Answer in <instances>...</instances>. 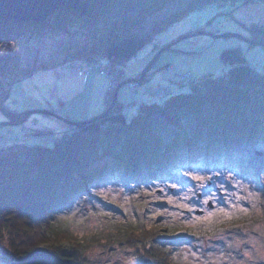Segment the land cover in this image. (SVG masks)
<instances>
[{
  "label": "rangeland",
  "instance_id": "1",
  "mask_svg": "<svg viewBox=\"0 0 264 264\" xmlns=\"http://www.w3.org/2000/svg\"><path fill=\"white\" fill-rule=\"evenodd\" d=\"M207 1L210 0H174L145 17L131 33L138 39H153L116 76L102 58L96 62L90 59V39L78 27H67L65 34L43 27L38 36L26 34L3 41L0 52L8 56L12 63L9 70L15 69V73L11 75L8 69L0 68L9 75L4 77L0 72V106L5 104L23 113L18 122L0 113V148L14 143L50 145L54 134L35 133L67 130L69 125L50 116L26 117L32 110H49L71 122H87L110 111L116 91L115 103L121 104L127 117L135 114L141 104H161L172 95L187 91L192 81L182 80V75L190 74L195 81L207 73H223L227 69L219 59L223 49L239 47L249 66L264 72V45H251L246 39V28L264 27V3L230 11L232 4L217 8L205 4ZM182 14L181 20L153 36L154 27ZM158 51L161 52L148 71L147 80L139 82L141 72ZM131 84L135 88H130ZM108 90H113L110 105L105 100ZM182 123L187 131L195 125L192 116L183 118ZM151 127L164 142L171 143L176 128L156 111ZM243 155L247 161L254 155L264 157V142L248 145ZM206 156L193 153V161L162 165V169L136 183L120 177L106 178L92 186L94 200L83 197L69 207L54 210L53 221L65 224L62 226L70 237L77 240L80 264H142L145 259L159 264L146 257L141 248L115 247L106 240L107 233L117 234L113 228L128 223L138 231H151L159 241L178 237L192 240V244L182 248L191 264H264V197L260 191L264 168L258 169L256 161H251L247 176L237 162H217ZM185 172L190 175L185 176ZM192 176L205 179L194 180ZM224 229L228 233L239 229L248 236L244 255H237L238 241L229 243L228 235L223 240L216 236ZM103 231L106 234L102 235ZM67 240L64 246L71 245ZM8 244V236H0V264H10L6 257ZM226 244H232L235 252L229 253Z\"/></svg>",
  "mask_w": 264,
  "mask_h": 264
},
{
  "label": "trees",
  "instance_id": "2",
  "mask_svg": "<svg viewBox=\"0 0 264 264\" xmlns=\"http://www.w3.org/2000/svg\"><path fill=\"white\" fill-rule=\"evenodd\" d=\"M172 1L68 0L41 25L12 21L4 24L0 27V44L26 34L38 36L43 27L64 34L67 27H78L85 30L90 39V59L96 62L97 58H102L109 72L116 76L123 72L124 64L153 39L136 38L131 33L133 27ZM255 3H264V0L205 2L217 8L232 4L230 11ZM183 15L154 27L153 36L181 20ZM246 32L251 45H264V27L246 28ZM219 59L227 67L223 73H207L195 81L191 77L192 84L187 91L172 95L161 104H141L131 117L123 114L117 101L96 122L67 126V130L57 133H35L54 134L50 145L14 143L1 147L0 236H8L6 257L9 263L80 264L77 240L70 237L65 224L62 226L53 221V212L60 207H69L83 197L94 200L92 186L106 178L140 182L156 169H162V165L193 161V153L195 156L207 154V158L211 156L217 162H237L247 176L252 168L251 161H256L258 169L264 168L263 156L254 155L247 161L243 155L248 151V145L254 147L264 142V72L254 71L239 47L221 50ZM11 64L8 56L0 52V68L12 69ZM9 73L13 75L15 69ZM1 75L9 76L7 72H1ZM147 76L148 73L143 82ZM112 98L113 90H108L105 100L109 105ZM154 111L176 128L171 143L164 142L151 131ZM0 113L10 121L18 122L23 112L4 104L0 106ZM186 116H192L195 122L189 131L182 123ZM159 156L163 158L158 159ZM260 189L264 197V186ZM131 225L113 228L117 234L109 236L107 233L106 240L115 247L141 248L146 257L159 264H191L190 259L184 257L182 248L192 244V240L178 237L159 241L151 231H138ZM241 232L234 229L228 233L224 229L216 236L223 240L228 235L229 243L238 241L240 247L236 252L241 257L249 242L248 236ZM67 239L71 245L64 246ZM226 245L229 253L235 252L231 249L232 244Z\"/></svg>",
  "mask_w": 264,
  "mask_h": 264
},
{
  "label": "water",
  "instance_id": "3",
  "mask_svg": "<svg viewBox=\"0 0 264 264\" xmlns=\"http://www.w3.org/2000/svg\"><path fill=\"white\" fill-rule=\"evenodd\" d=\"M67 1L68 0H0V27L8 23L9 21H12L14 23L28 24L44 23L52 13L61 10L66 5ZM160 52L161 51H158L156 53L150 63L141 72L139 82H142L148 71L152 68ZM117 92L118 91H116L114 94L113 102L111 105H114L116 101ZM108 111L109 110H107L106 113ZM34 114L50 116L62 121L66 125L73 127H79L81 125H84L85 123L90 124L98 121L101 118L98 117L87 122H71L49 110H32L26 114V117ZM142 264L152 263L150 262V260L145 259L142 261Z\"/></svg>",
  "mask_w": 264,
  "mask_h": 264
},
{
  "label": "snow or ice",
  "instance_id": "4",
  "mask_svg": "<svg viewBox=\"0 0 264 264\" xmlns=\"http://www.w3.org/2000/svg\"><path fill=\"white\" fill-rule=\"evenodd\" d=\"M184 175H185V176H188V175H190V173L185 172ZM192 179H194V180H201V181H202V180H204L205 178H204V177H201V176H192ZM172 187H175V185H172ZM157 199H159V197H157ZM185 199H187V197H185ZM168 200H169V203H171V197H169ZM204 203H207V201H204ZM181 207L186 208L187 211H189V212L192 211V209H191L190 207H188L187 205H182ZM242 210H243V211H247L246 208H243ZM165 211H167V209H165ZM205 219H207V217H205Z\"/></svg>",
  "mask_w": 264,
  "mask_h": 264
},
{
  "label": "built area",
  "instance_id": "5",
  "mask_svg": "<svg viewBox=\"0 0 264 264\" xmlns=\"http://www.w3.org/2000/svg\"><path fill=\"white\" fill-rule=\"evenodd\" d=\"M84 74H86V72ZM182 80H186L187 82H190V80H191L190 74H184V75H182ZM130 86H129L130 88H135V85L134 84H131Z\"/></svg>",
  "mask_w": 264,
  "mask_h": 264
}]
</instances>
